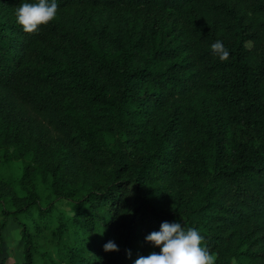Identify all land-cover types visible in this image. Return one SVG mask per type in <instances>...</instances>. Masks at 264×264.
Here are the masks:
<instances>
[{
  "label": "trees",
  "instance_id": "trees-1",
  "mask_svg": "<svg viewBox=\"0 0 264 264\" xmlns=\"http://www.w3.org/2000/svg\"><path fill=\"white\" fill-rule=\"evenodd\" d=\"M0 214L20 264H264V0H0Z\"/></svg>",
  "mask_w": 264,
  "mask_h": 264
},
{
  "label": "rangeland",
  "instance_id": "rangeland-1",
  "mask_svg": "<svg viewBox=\"0 0 264 264\" xmlns=\"http://www.w3.org/2000/svg\"><path fill=\"white\" fill-rule=\"evenodd\" d=\"M72 11L66 10V14H62V19L66 21H70ZM104 15L101 16L100 23H104ZM199 97H202L200 95ZM201 101H204V98H201ZM205 102V101H204ZM4 173H9L12 175H18L20 172V163L18 160L13 159L10 161L6 166L3 167ZM37 191L39 193V203L44 205L47 201H51L52 205V216L53 220L51 225L46 228L42 229L41 232L37 235L36 240L40 243L41 248L48 249L54 258H56L57 254H55V241H56V231L54 229V216L57 212H60L62 215L67 216L71 215L74 212L76 206H80L79 204L75 203L73 200H64V199H54L51 195H49L48 190L45 186L37 180ZM47 194V195H46ZM27 220L29 223V229L32 230V223L34 218H37L36 211L32 210V212L27 216ZM1 220V214H0ZM38 233V232H37ZM1 236L3 237L0 239V262L3 264H20L22 262V240L18 237L17 229L13 222L10 219L7 220L4 227L1 229L0 232ZM36 260L38 258L36 257Z\"/></svg>",
  "mask_w": 264,
  "mask_h": 264
}]
</instances>
